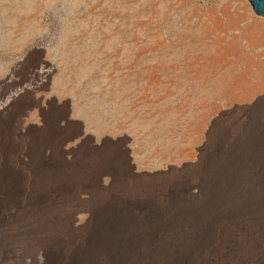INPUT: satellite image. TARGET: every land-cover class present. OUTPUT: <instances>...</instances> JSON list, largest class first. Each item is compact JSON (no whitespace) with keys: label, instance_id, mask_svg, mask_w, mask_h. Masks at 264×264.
Wrapping results in <instances>:
<instances>
[{"label":"rangeland","instance_id":"rangeland-1","mask_svg":"<svg viewBox=\"0 0 264 264\" xmlns=\"http://www.w3.org/2000/svg\"><path fill=\"white\" fill-rule=\"evenodd\" d=\"M168 1L171 4L168 5ZM183 1L178 5L175 0H0V187H62V173L72 170L70 163L81 151L92 152L91 147H117L123 151L133 182L186 176L190 170H183L182 165L199 162L200 152L209 147L214 124L222 127L224 148L228 149L232 162L247 166L253 161L264 170V93L259 95L260 102L247 103L246 107L251 112L253 110L252 116H257L251 117V121L248 117L247 122L251 123L248 124L244 121L247 112L238 118L237 109L245 108L244 103L229 104L219 93L211 92L213 88L210 86L212 90L209 88L206 102L200 106L194 97L196 89L193 87L197 80H192L191 84L184 78L188 61L197 56L199 59L193 60V72L201 71V66L213 60L209 68L204 67L210 81L215 73L221 74L227 69L225 65L229 68L235 61L234 55L220 56L222 59L218 61L209 60L210 56H205L202 46L205 47L203 43L207 40H215L225 48L238 37V29L243 25L238 26V32H218L207 40H201L200 36L197 39L198 32L193 34L197 30V23H194L197 17L191 14V2L192 7L201 11L209 5L208 1ZM239 1L249 22H264L249 11L248 0ZM161 2L165 4L161 5ZM23 4H29L33 12L28 20L24 18L28 8L25 9ZM179 6L183 7L178 10ZM221 21L225 22V18L222 17ZM184 35L186 40L183 41ZM198 40L204 51L198 47ZM237 42L238 55H252L254 52L252 56L260 58L257 55L262 47L251 51L246 40ZM119 48L122 52L124 50L125 62L115 55ZM139 49L143 54L134 59L135 51ZM203 55L208 59L201 65ZM81 57L85 58V63L80 62ZM184 57L188 60L184 61ZM178 68L183 73L176 74ZM241 68L242 62H239L236 73ZM111 92L110 98L108 94ZM96 99L100 100L98 106L108 110L117 108L118 114L114 113L107 122L99 121L97 125L91 123L93 118L80 117L79 108L92 113L90 106L98 102ZM200 114L206 117L200 120ZM43 130L50 134L49 139L56 132H59L58 137L67 135L66 141L62 140L59 151H54V145L50 140L45 142V136L44 140L41 139L39 157H35L29 142L34 138L41 141L38 138ZM52 155L56 156L55 164L50 162ZM62 166L67 169L63 170ZM124 166L125 163L121 170ZM49 168L55 171V176L50 181H43L42 173ZM112 173V168H102L99 185L109 189L114 179ZM91 189L98 190L96 187ZM92 203L91 197L82 194L79 201L76 197L68 205L79 232L89 231L92 226L89 212L93 209ZM19 210L16 204L7 203L3 217L0 215V264H73V244L55 248L43 241L35 243L25 231L24 222L15 220ZM198 220L192 219L182 227L187 230L184 236L187 235L194 255L182 250L188 248L186 239L178 242L171 239L168 246L156 248V264H199L201 256L208 259L207 264H222L216 258L220 254H214L211 259L196 250L204 249L203 246L210 241L208 233L204 236L193 233L192 230L199 227ZM204 230L200 229L201 232Z\"/></svg>","mask_w":264,"mask_h":264},{"label":"bare ground","instance_id":"bare-ground-1","mask_svg":"<svg viewBox=\"0 0 264 264\" xmlns=\"http://www.w3.org/2000/svg\"><path fill=\"white\" fill-rule=\"evenodd\" d=\"M175 1L181 2L183 0ZM207 1L209 5L201 11L197 10V7H192L191 2V8L193 9L191 10V14L197 17V22H194L197 23V28L194 26L197 30H194L196 33H193V30L190 33L197 35L198 32L197 39L201 38V40H207L212 34L216 35L218 32L227 33L233 30L237 31L238 26L240 24L243 25H240L241 27L238 29V37L234 38L225 48H221L219 42L215 40H207L203 43L205 47L202 46L205 50V56H210L209 60H219V58L222 59L223 56L225 57L227 55L232 57V55H234L233 59L235 61H233V64L229 63L231 64L229 68L224 64L227 69L222 70L221 74L215 73L214 78L212 77L210 81L206 74L207 70L205 71L204 67L209 68V66L213 64V60L207 61L208 65L204 64L203 62L208 58H205L203 55L204 60L201 65L204 64L205 66L202 67L200 65L202 70L199 68L201 71L196 70L193 72V60H198L199 56L188 61V65L184 62L187 59L184 57L183 62L187 66H185L186 75L184 73V78L187 79L188 83H191L192 80H197V84H195L194 87H190L196 89V92L194 91L196 93L194 97H196L200 106L204 105L206 102L205 99L208 96L210 86L213 88V90L210 88V90H212L211 92L214 91L215 93L216 91V93H219L221 98L223 97L229 104L233 102L239 104L244 103L243 106L245 108L237 109L238 118L245 115L247 112L248 114H246L244 121L248 123V117H250V121L252 119L251 117H253V110L251 112V110L246 107L247 103L260 102L261 99L259 100V95L264 93V22L260 24H256L253 21L249 22L245 9L241 8L239 0ZM172 2V4H174V1ZM169 3L168 1V5ZM163 4L161 2V5ZM28 6L23 4L25 9L28 8L24 13L26 16H24V18H27V20L30 19L33 14L31 6L29 4ZM165 7H167L166 10L169 11L168 6ZM182 7L183 6H179L177 9L179 10V8ZM171 9L172 8H170V10ZM160 12L159 10V13ZM167 15L166 18H168ZM185 16L186 15H184V17ZM181 17L183 18V16ZM188 17L191 18L189 15ZM222 17L225 18V22L221 21ZM188 20L185 19V21ZM181 22L183 21L181 20ZM185 24H187V22ZM190 33L189 35L195 36ZM186 35H184L185 39L182 38L183 41L186 40ZM199 36L200 38H198ZM194 39H196V36ZM213 39L211 38V40ZM237 39L246 40L247 44L251 47V51H254L257 47H262V51L257 55L260 58L255 59L254 56H252L254 52H252V55H249V53H246V55L243 54L244 56H241L240 53V55H238ZM197 43L198 47L203 50L202 47L199 46V40ZM119 49L118 51L116 50L115 55L119 56L122 60L121 62H123L124 50L122 52V50ZM135 53L133 58L138 59V57L143 54V51L139 49L135 51ZM175 58L177 60V55ZM200 59H202V57H200ZM80 60L81 63L82 61L85 63V58L83 59V57H81ZM199 62L197 61V63ZM239 62L240 64L242 62V68L236 73V66ZM184 63L182 65H184ZM69 67L71 68L72 65H69ZM73 69L74 68H72V70ZM74 70H76V68ZM174 70L176 69L174 68ZM178 70L176 74H179L180 70ZM69 71L71 74L75 75L71 70ZM152 72H149V75ZM216 72L219 71L216 70ZM169 73L171 72L169 71ZM180 73H183V71ZM173 74H175V72ZM150 76L152 77V75ZM151 79L153 82H156L154 81L155 78L152 77ZM64 80L66 81V79ZM182 81L185 83V80ZM78 84L80 85L83 83L78 82ZM191 90L193 89L191 88ZM112 93L113 92L109 93L108 97L111 98ZM105 101H107V99ZM99 102L100 100L97 103H93L95 105L92 107L90 106L92 113H87L85 108H79V116L87 119L89 117L90 119L93 118L94 120L91 121V123L97 125L99 121L107 122L114 113L118 114L116 111L117 108H113L116 111L114 112L112 107L108 110L98 106L97 104H99ZM105 103L107 104L108 102ZM203 117L204 115L200 114V120ZM214 127L213 132L209 136V138H211L209 147L207 150L205 149L206 152L205 150L200 152L199 162L197 163L194 159V161H196L195 163L189 162L182 165L183 170H190L189 175L174 177L170 180L162 177L159 180H151L148 178L147 180H141V182H133L130 179V175L133 174L130 173L131 169L123 151L119 150L117 147H91L90 149L92 152L88 153L83 150L75 161L73 160L70 163L71 166H73L72 170L62 173L60 176L64 182L61 183L62 187H0V215L2 216V212L7 203L12 202L19 206L20 210L15 220L24 222L25 231L29 233L28 236L31 237L35 243L43 241L46 245L55 248H63L67 244H73V264H156V248L163 249L165 246L169 245L171 239L175 242L186 239L188 248L187 250H182H184L185 253L188 252V254L190 252L192 253V248H189V243L187 241V235L184 236L187 230H182V227L186 226V223H190L192 219H199V227L192 230L193 233L203 236L208 233L207 237H210L208 244L203 246L204 249H196L201 255H205L212 259L214 254H220L216 256V258H218L217 261H220L222 264H264V170H260L257 163L253 161H249V165L247 166H244L242 163L239 165L232 162L228 154V149L224 148L226 143L221 136L222 127L215 126V124ZM46 132L43 130L41 137L38 139L44 140L43 138L46 136L45 142L50 140L49 142L54 145V151H59L61 141H66L65 138L67 135H65V137H58L59 132L55 133V131H53L55 134L53 133L54 136L51 135L53 138L49 139L48 135L50 134H46ZM36 139L37 138L30 140L31 143L29 142V147L32 154H34L35 157H39L40 150L42 149V140L38 141ZM55 160L56 156L52 155L51 164H55ZM123 163H125V166L124 169L121 170ZM64 165L69 166L68 163ZM66 166H62L63 170L64 168L67 169ZM104 167L113 169L112 176H114V179L109 189L99 185L98 177L100 170ZM54 176L55 171H51V168L42 173L43 181H50ZM43 184L45 185V183ZM68 184H70V186H67ZM77 184L96 187L98 190L93 191L91 187L85 186L77 187ZM82 194L91 197V201L93 202V206H91L93 207V209H91L92 212L91 210L89 211L90 215H92V226L89 231H80L83 234L74 226V221L71 218L72 214L68 208V205L70 206V201L76 197L79 201ZM144 215L148 217L143 218L142 216ZM201 228L206 230L201 232ZM208 252L213 254H209ZM207 263L208 259L206 257L201 256L199 258V264Z\"/></svg>","mask_w":264,"mask_h":264},{"label":"water","instance_id":"water-1","mask_svg":"<svg viewBox=\"0 0 264 264\" xmlns=\"http://www.w3.org/2000/svg\"><path fill=\"white\" fill-rule=\"evenodd\" d=\"M249 11L264 20V0H248Z\"/></svg>","mask_w":264,"mask_h":264}]
</instances>
